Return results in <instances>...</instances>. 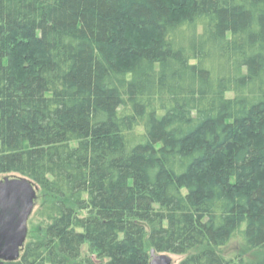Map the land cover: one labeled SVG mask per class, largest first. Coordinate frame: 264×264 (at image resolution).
<instances>
[{"label":"trees","instance_id":"16d2710c","mask_svg":"<svg viewBox=\"0 0 264 264\" xmlns=\"http://www.w3.org/2000/svg\"><path fill=\"white\" fill-rule=\"evenodd\" d=\"M0 174L43 194L0 264H264L220 250L264 252V0H0Z\"/></svg>","mask_w":264,"mask_h":264},{"label":"water","instance_id":"95a60500","mask_svg":"<svg viewBox=\"0 0 264 264\" xmlns=\"http://www.w3.org/2000/svg\"><path fill=\"white\" fill-rule=\"evenodd\" d=\"M37 189L38 186L24 176L5 175L0 179V261L20 258ZM150 256V264H174L169 253H158L152 248Z\"/></svg>","mask_w":264,"mask_h":264},{"label":"rangeland","instance_id":"374dc122","mask_svg":"<svg viewBox=\"0 0 264 264\" xmlns=\"http://www.w3.org/2000/svg\"><path fill=\"white\" fill-rule=\"evenodd\" d=\"M136 35V31L134 32ZM138 36H144L143 34L139 35L137 34L136 37ZM17 40H19V38H17ZM18 65L20 67L25 66L22 62L18 61ZM5 175H1L0 174V179H2ZM36 194H37V198L35 200V208L34 211L29 219L28 222V235H27V239L29 237L32 236H39L41 235V228L42 225L39 221H37L34 217V212L36 210V208L39 206V204L41 203V201L43 200V194L40 191V189L38 188L36 190ZM221 251H223L227 256L233 257L238 253L241 254H245V257L247 259H251V260H259V259H264V252H260V251H254V250H246L245 247L242 244V241L239 237H235L233 238L230 243L224 247H222L220 249ZM173 258V262L174 264H179L180 260L182 259V256L179 255H174V254H170ZM264 263V260H263Z\"/></svg>","mask_w":264,"mask_h":264}]
</instances>
